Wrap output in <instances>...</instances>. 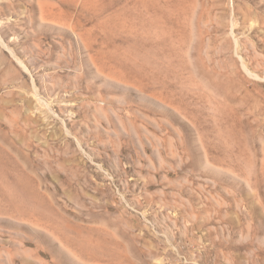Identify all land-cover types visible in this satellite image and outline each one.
I'll list each match as a JSON object with an SVG mask.
<instances>
[{
    "label": "rangeland",
    "instance_id": "1",
    "mask_svg": "<svg viewBox=\"0 0 264 264\" xmlns=\"http://www.w3.org/2000/svg\"><path fill=\"white\" fill-rule=\"evenodd\" d=\"M0 264H264V0H0Z\"/></svg>",
    "mask_w": 264,
    "mask_h": 264
},
{
    "label": "bare ground",
    "instance_id": "2",
    "mask_svg": "<svg viewBox=\"0 0 264 264\" xmlns=\"http://www.w3.org/2000/svg\"><path fill=\"white\" fill-rule=\"evenodd\" d=\"M7 139V138H6Z\"/></svg>",
    "mask_w": 264,
    "mask_h": 264
}]
</instances>
